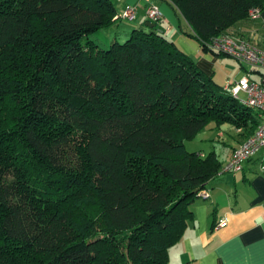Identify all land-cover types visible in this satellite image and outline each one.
I'll return each mask as SVG.
<instances>
[{
  "label": "trees",
  "instance_id": "1",
  "mask_svg": "<svg viewBox=\"0 0 264 264\" xmlns=\"http://www.w3.org/2000/svg\"><path fill=\"white\" fill-rule=\"evenodd\" d=\"M163 1L218 56L212 37L264 11ZM117 13L113 0H0V264H168L222 167L183 141L259 123L156 27L94 42Z\"/></svg>",
  "mask_w": 264,
  "mask_h": 264
},
{
  "label": "crops",
  "instance_id": "2",
  "mask_svg": "<svg viewBox=\"0 0 264 264\" xmlns=\"http://www.w3.org/2000/svg\"><path fill=\"white\" fill-rule=\"evenodd\" d=\"M113 2L117 12L126 5L136 7V17L127 20L131 22L123 24L125 30L122 32L125 36L130 28L145 25L150 21L146 13L147 8L150 5H157L162 15L155 22L156 28L161 29L167 38L173 40L187 54H191L197 66L211 75L210 66L213 59L207 54L204 55L190 37L182 34L183 19L165 1L114 0ZM261 18L264 19V11L260 12L259 18H249L250 23H244L247 27L243 26V33L237 31V35L244 37L243 35L253 34L249 30L253 28L256 30L257 25L254 20ZM241 27L239 26V29ZM99 34L104 38L97 39L95 35ZM113 34L116 35L115 30L112 32L110 28H105L94 33L92 38L98 45L106 46L117 37H113ZM251 42L259 46L255 41L251 40ZM243 71L244 68L242 73ZM225 82L221 85L223 86ZM208 125H211L212 131L217 132L214 139L223 147L222 158L214 147L209 152H215L223 166L230 159L233 149L246 137L241 128H235L227 123L216 125L211 122ZM211 134L214 135L213 132ZM214 139L212 138L211 141ZM197 152L201 155L209 153H204L202 150ZM206 191L208 197L198 196L194 199L191 206L192 219L180 239L169 248L168 264H264V148L243 162L237 171L220 169L209 181ZM220 219H224L225 223L216 228V223Z\"/></svg>",
  "mask_w": 264,
  "mask_h": 264
},
{
  "label": "built area",
  "instance_id": "3",
  "mask_svg": "<svg viewBox=\"0 0 264 264\" xmlns=\"http://www.w3.org/2000/svg\"><path fill=\"white\" fill-rule=\"evenodd\" d=\"M146 13L152 22H157L162 15L157 5H150ZM249 16L259 18L260 11L253 8L249 11ZM135 17L136 7L133 5H126L116 15L119 20H133ZM209 46L215 51L235 58L242 66H246L241 76L229 81L223 89L240 104L257 111L259 118L254 132L233 149L230 159L221 167V171H237L243 162L264 148V47H259L247 38L229 32L212 37ZM240 93L244 94V97ZM199 196L206 198L208 193L203 190ZM224 223L225 220L220 219L215 227H221Z\"/></svg>",
  "mask_w": 264,
  "mask_h": 264
},
{
  "label": "rangeland",
  "instance_id": "4",
  "mask_svg": "<svg viewBox=\"0 0 264 264\" xmlns=\"http://www.w3.org/2000/svg\"><path fill=\"white\" fill-rule=\"evenodd\" d=\"M254 21H256V25H257L256 30H255V28H253V29L249 30L253 34H246L243 36H244V38L247 36L248 40L250 39L249 40L250 42H251V40L255 41V43H258L259 46L263 47L264 46V19H262V18L261 19H255ZM129 22H131V21L125 20V21L119 22L116 25L110 27V30H112V32H114V30L116 31V35L113 34L112 36L113 37L117 36V39L122 42L126 37L125 34L123 33L125 30V26L123 24L129 23ZM244 23H250V22H248V19L240 21L237 23V25L231 26L230 28H228L227 32H229L230 34H233V35H237L238 32L243 33V26L247 27L246 26L247 24L245 25ZM239 26H242L241 29H239ZM131 29L132 28H130L129 31ZM188 30H189V27L184 22L183 23V30L181 31L182 34H184V32L188 31ZM184 35H186V34H184ZM95 37H97V39H100V40L104 38L103 35H101V34L95 35ZM192 40L194 42H196L200 51L202 53H204V55L207 54L210 56L211 59H213V62L210 66L211 75L213 76L214 82L216 84H218V86H220V88H222L224 85H226L232 79H236L241 75V73H242L241 67L242 66H241V64H239V62L237 60H234L233 58H230L227 56H218L217 54L212 53L210 51H203L201 49L199 43L195 39H192ZM188 55L191 56V54H188ZM244 67H246V66H244ZM224 82H225V84L222 86L221 84ZM240 95L244 97V94L240 93ZM210 127H211V125H207L201 131V133H199L196 137H194L192 139H185L183 141L184 145L188 151H201L202 150L204 153L209 152L210 149H212V147H214V149H216V152L218 153L219 157L222 158L221 150L223 147H222L220 142H218L216 139H214V138H216L215 136H216L217 132L212 131V129H210ZM211 132H213L214 135H212ZM206 135H208V136L205 138ZM212 138L214 140L211 141ZM254 155H256V153ZM90 210H91V208L86 209L87 212Z\"/></svg>",
  "mask_w": 264,
  "mask_h": 264
},
{
  "label": "water",
  "instance_id": "5",
  "mask_svg": "<svg viewBox=\"0 0 264 264\" xmlns=\"http://www.w3.org/2000/svg\"><path fill=\"white\" fill-rule=\"evenodd\" d=\"M145 25L148 26V27H150V28L156 27L155 22H151V21H147V22L145 23ZM157 30H158V31H161V29H158V28H157Z\"/></svg>",
  "mask_w": 264,
  "mask_h": 264
}]
</instances>
